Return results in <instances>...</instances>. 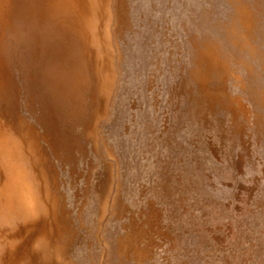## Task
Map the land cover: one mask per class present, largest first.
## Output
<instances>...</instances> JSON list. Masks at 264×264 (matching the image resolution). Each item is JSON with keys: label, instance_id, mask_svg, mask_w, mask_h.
<instances>
[{"label": "rangeland", "instance_id": "rangeland-1", "mask_svg": "<svg viewBox=\"0 0 264 264\" xmlns=\"http://www.w3.org/2000/svg\"><path fill=\"white\" fill-rule=\"evenodd\" d=\"M0 264H264V0H0Z\"/></svg>", "mask_w": 264, "mask_h": 264}, {"label": "bare ground", "instance_id": "bare-ground-1", "mask_svg": "<svg viewBox=\"0 0 264 264\" xmlns=\"http://www.w3.org/2000/svg\"><path fill=\"white\" fill-rule=\"evenodd\" d=\"M260 110V109H259Z\"/></svg>", "mask_w": 264, "mask_h": 264}]
</instances>
